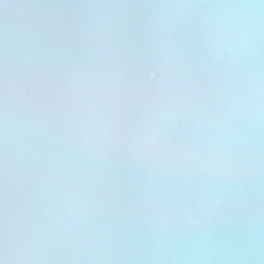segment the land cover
Returning <instances> with one entry per match:
<instances>
[{
	"label": "clouds",
	"instance_id": "9594fccd",
	"mask_svg": "<svg viewBox=\"0 0 264 264\" xmlns=\"http://www.w3.org/2000/svg\"><path fill=\"white\" fill-rule=\"evenodd\" d=\"M0 264H264V0H0Z\"/></svg>",
	"mask_w": 264,
	"mask_h": 264
}]
</instances>
